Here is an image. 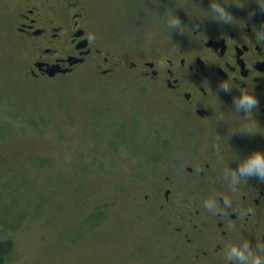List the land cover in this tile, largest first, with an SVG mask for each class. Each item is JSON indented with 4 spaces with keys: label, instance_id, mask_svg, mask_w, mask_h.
Returning <instances> with one entry per match:
<instances>
[{
    "label": "rangeland",
    "instance_id": "1",
    "mask_svg": "<svg viewBox=\"0 0 264 264\" xmlns=\"http://www.w3.org/2000/svg\"><path fill=\"white\" fill-rule=\"evenodd\" d=\"M86 1L102 45L125 53L175 33L170 9L184 24L211 19L209 0ZM0 52H19L12 36L0 37ZM10 69L0 80V158H10L0 167V233L16 245L7 264H159L156 217L134 209V171L184 130L168 95L124 70L31 81Z\"/></svg>",
    "mask_w": 264,
    "mask_h": 264
},
{
    "label": "flooded vegetation",
    "instance_id": "2",
    "mask_svg": "<svg viewBox=\"0 0 264 264\" xmlns=\"http://www.w3.org/2000/svg\"><path fill=\"white\" fill-rule=\"evenodd\" d=\"M234 12L241 25L207 19L192 31L194 24H185L160 42L125 53L102 45L106 39L86 0L0 2V37L12 36L19 49L18 55L0 52V80H8L11 65L19 67L18 77L31 81L78 71L101 79L124 70L159 85L177 108L184 129L180 138L162 139L134 171V209L144 207L156 217L165 251L159 264H234L226 258L229 244L264 243V182L252 177L233 191L225 179L238 165L235 156L264 150V43L256 39L264 14L249 20L247 9ZM226 79L237 87L253 86L260 100L253 116L246 119L231 109L239 92L221 90ZM244 123L257 132L234 129ZM8 160L0 158V167ZM212 198L218 211L205 207ZM226 198L231 205H224Z\"/></svg>",
    "mask_w": 264,
    "mask_h": 264
},
{
    "label": "clouds",
    "instance_id": "3",
    "mask_svg": "<svg viewBox=\"0 0 264 264\" xmlns=\"http://www.w3.org/2000/svg\"><path fill=\"white\" fill-rule=\"evenodd\" d=\"M235 5L241 9L248 10V19L256 15L257 12L264 14V0H209V6L206 9L207 15L204 17H210L222 25L235 26L240 24L238 19L231 11V6ZM255 4L256 7H251ZM195 15V14H194ZM196 16V15H195ZM166 25L169 31L185 29V24L181 18L172 10L166 18ZM241 25V24H240ZM193 30L199 29V24H194L191 28ZM258 34V36H257ZM258 43H264V24L260 25L256 30V39ZM238 88V95H234L232 98L231 109L236 113H244L246 119L253 116V113L259 108L260 100L253 92V86H241L237 87L234 83L229 82L227 79L220 82V89L224 92L231 93L233 88ZM220 91H217L219 93ZM217 97V95H215ZM238 129L242 133L252 134L257 132L247 124H241ZM233 129V130H234ZM238 165L236 168H231L226 174V181L233 191H236L242 181H247L249 178L255 177L258 181L264 182V150H253L243 157L235 156ZM207 209L219 210V204L217 199H207L204 201ZM224 205H231V200L225 199ZM226 258L229 261H233L234 264H264V243L257 242L253 245L248 239H239L235 243H231L226 249Z\"/></svg>",
    "mask_w": 264,
    "mask_h": 264
},
{
    "label": "trees",
    "instance_id": "4",
    "mask_svg": "<svg viewBox=\"0 0 264 264\" xmlns=\"http://www.w3.org/2000/svg\"><path fill=\"white\" fill-rule=\"evenodd\" d=\"M16 251V245L9 236L0 233V264H7Z\"/></svg>",
    "mask_w": 264,
    "mask_h": 264
},
{
    "label": "water",
    "instance_id": "5",
    "mask_svg": "<svg viewBox=\"0 0 264 264\" xmlns=\"http://www.w3.org/2000/svg\"><path fill=\"white\" fill-rule=\"evenodd\" d=\"M55 69H56V68H55ZM56 71H57V69H56V70H53V69H52V71H50V73L54 74Z\"/></svg>",
    "mask_w": 264,
    "mask_h": 264
}]
</instances>
